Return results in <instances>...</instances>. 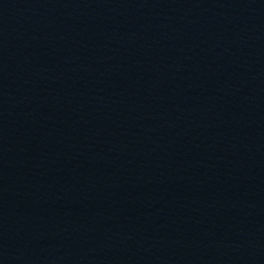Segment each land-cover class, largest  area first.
I'll use <instances>...</instances> for the list:
<instances>
[{
    "label": "water",
    "instance_id": "1",
    "mask_svg": "<svg viewBox=\"0 0 264 264\" xmlns=\"http://www.w3.org/2000/svg\"><path fill=\"white\" fill-rule=\"evenodd\" d=\"M0 264H264V0H0Z\"/></svg>",
    "mask_w": 264,
    "mask_h": 264
}]
</instances>
